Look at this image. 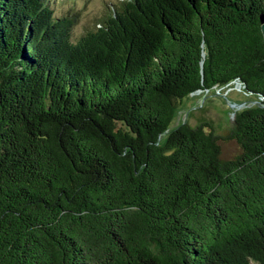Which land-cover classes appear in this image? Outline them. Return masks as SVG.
Segmentation results:
<instances>
[{
  "label": "trees",
  "instance_id": "trees-1",
  "mask_svg": "<svg viewBox=\"0 0 264 264\" xmlns=\"http://www.w3.org/2000/svg\"><path fill=\"white\" fill-rule=\"evenodd\" d=\"M58 3L0 0V264H264V0ZM232 78L227 135L167 132Z\"/></svg>",
  "mask_w": 264,
  "mask_h": 264
},
{
  "label": "rangeland",
  "instance_id": "rangeland-1",
  "mask_svg": "<svg viewBox=\"0 0 264 264\" xmlns=\"http://www.w3.org/2000/svg\"><path fill=\"white\" fill-rule=\"evenodd\" d=\"M118 0H75L72 4L68 0L58 3L62 9L72 4L77 9L78 22L74 26V35L81 34L87 27H97L102 14L108 13ZM56 7V6H55ZM58 11H61L57 7ZM244 92L243 85L238 79L232 78L224 86H210L193 90L185 96L181 104L174 110L167 128V132L186 122L195 127L202 122L211 123L215 134L227 135L233 128L234 116L237 111L257 105V96ZM166 132V133H167ZM165 133V134H166ZM164 137L161 139L163 140ZM238 150L234 140H227L222 144L221 154L230 157Z\"/></svg>",
  "mask_w": 264,
  "mask_h": 264
},
{
  "label": "water",
  "instance_id": "water-1",
  "mask_svg": "<svg viewBox=\"0 0 264 264\" xmlns=\"http://www.w3.org/2000/svg\"><path fill=\"white\" fill-rule=\"evenodd\" d=\"M259 25H260L261 33H262L263 40H264V15L260 16V24Z\"/></svg>",
  "mask_w": 264,
  "mask_h": 264
},
{
  "label": "built area",
  "instance_id": "built-area-1",
  "mask_svg": "<svg viewBox=\"0 0 264 264\" xmlns=\"http://www.w3.org/2000/svg\"><path fill=\"white\" fill-rule=\"evenodd\" d=\"M235 79H238V78H235ZM239 80V82L243 85V89H244V92H246V90H245V87H244V83H242V81L240 80V79H238ZM225 84H222V85H217V86H219V87H221V86H224ZM216 86V85H215ZM216 86V87H217ZM248 94V93H247Z\"/></svg>",
  "mask_w": 264,
  "mask_h": 264
}]
</instances>
